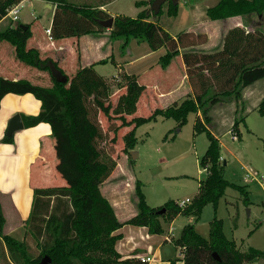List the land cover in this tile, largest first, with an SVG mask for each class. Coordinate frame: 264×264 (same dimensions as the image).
I'll list each match as a JSON object with an SVG mask.
<instances>
[{"label": "trees", "instance_id": "16d2710c", "mask_svg": "<svg viewBox=\"0 0 264 264\" xmlns=\"http://www.w3.org/2000/svg\"><path fill=\"white\" fill-rule=\"evenodd\" d=\"M21 0H0V21L7 10ZM56 4L50 36L53 39L80 37L106 30L97 23L110 15L97 7L75 4L69 0H46ZM137 1V7L151 3ZM203 0H194L196 3ZM168 4V14L176 16L178 3ZM264 0H217L205 10V15L213 21L233 17L261 15ZM149 10H141L131 18L116 15L109 29L110 40L122 39L124 50L131 39L147 43L154 51L165 47L166 52L159 58L162 68L181 53L187 80L192 94L179 104L155 108L148 116H132L136 104L145 87L136 76L122 74L121 94L111 113L121 123L117 128L132 127L122 137L124 148L129 154L135 148V130L142 124L157 117L174 120L181 127L189 113L197 115L193 125L194 134L205 132L208 145L199 160L206 177L199 181L197 193L189 204L179 206V202L168 200L159 207H150L142 192V183L135 180L133 194L137 212L121 223L113 207L101 193L102 183L110 176L116 163L104 159L98 142L105 138L97 119L98 110L109 115L113 83L99 75L92 65L80 67L71 78L49 58L42 59L35 48H27L31 37L29 24L17 22L0 28V41L14 48L15 58L31 67L45 71L51 85L42 87L27 80H10L0 76V103L7 94H31L40 101L41 109L36 115H21L23 127H34L46 123L55 139V154L58 160L56 170L65 180V187L38 188L33 190V202L26 221L27 233L32 237V245L27 240H19L3 233L4 217L0 206V242L4 255L13 264H39L49 257V264H145L131 259L121 260L116 251V242L121 238L116 231L124 224L144 226L150 234L164 232L162 222H171L178 215L191 217L193 222L185 225L173 243L180 249L183 264H248L264 259V251L253 247L240 251L234 240L223 232V224L215 215L218 203L227 188L241 193L243 204H250L248 191L224 178V164L220 155L219 138L209 129L211 107L226 101L242 102V91L247 86L264 78V33L261 29L246 30L242 26L228 28L217 46L204 48L205 41L200 33L181 31L170 35L155 20H150ZM107 104V105H106ZM264 114V98L258 110ZM110 118V117H108ZM244 118L234 121L237 127ZM114 129L113 131H116ZM237 132L236 134H238ZM13 135L2 138V142L12 143ZM130 155V154H129ZM131 157V156H130ZM213 208V218L209 222V238L206 240L195 230L205 206ZM165 209L163 214L157 212ZM218 256V259L214 257ZM170 264H174L173 261Z\"/></svg>", "mask_w": 264, "mask_h": 264}, {"label": "crops", "instance_id": "0c3cea01", "mask_svg": "<svg viewBox=\"0 0 264 264\" xmlns=\"http://www.w3.org/2000/svg\"><path fill=\"white\" fill-rule=\"evenodd\" d=\"M69 1L75 4L92 5L108 13L113 18L116 15H123L111 9V6L117 0ZM137 1L140 0H134V3ZM180 1H183L185 4V0H179L178 4H180ZM24 4L29 5L31 9L30 15L20 16L19 13L17 22L30 25L31 37L27 41V48H35L40 52L42 59L49 58L56 62L68 77L71 78L75 75L80 67L92 65L99 75L113 83L112 88L116 87V92H119L120 96L125 92V87L122 86V74L136 76L138 83L143 85L145 89L136 104L135 113L129 116L127 120H130L133 116H139L138 111L140 106H147V102L150 99H160V108H165L175 102L179 104L187 95L192 94V88L187 80L181 53L174 57L166 68H162L159 58L166 52L165 47L152 51L147 43L131 39L127 47L121 50L120 46L123 40H110L107 31H100L80 37L53 39L46 33V30L51 28L56 4L46 0H21L19 2L20 11H22ZM203 4L204 1L185 5L189 7V12L192 15L200 7H203L205 14L206 8L210 6ZM148 6L136 7L135 5V9H137L135 13L138 14L141 10L147 9ZM40 10L45 15L49 14L46 27L37 24L40 15L38 17L35 15ZM238 20H241V17L228 18L219 22L228 24V28L242 26ZM9 23V19L4 17L0 21V27L3 24L5 26ZM139 46H142L143 50L133 55V48ZM108 65L114 66L116 72L114 70L109 75L105 74L109 70L107 69ZM0 76L10 80H27L42 87H49L51 85L49 75L45 71L38 70L18 61L14 55V48L4 41H0ZM40 109V101L35 99L31 94H7L0 103V206L5 220L3 233L21 241L27 240L29 245H32L33 240L31 235L27 233L26 221L32 209L33 190L38 188L65 187L66 185L64 184L66 182L56 170L58 160L54 148L55 139L48 124L40 123L34 127H23V129L12 134V143L2 142V138L5 136L8 123L14 115L19 114L20 117L21 115H36ZM197 115L200 116V113ZM131 128L124 127L125 130L123 129L122 136ZM134 149L131 151H134ZM122 150L123 153L127 154L124 143ZM203 170L206 173L205 169ZM117 174L118 170H113L110 176L102 183L100 190L113 207L119 222L123 223L134 216L137 209L133 188L130 186V177L126 175L119 176ZM131 175L133 176V174ZM197 186L199 187V184ZM161 205L163 204L156 207ZM244 207L247 206L244 205ZM234 212L235 223L233 228L237 229L236 222L241 216L238 204H235ZM182 216L178 215L168 223L162 222L164 232L160 235L150 234L144 226L124 224L116 231L117 234L121 235V238L115 245L116 251L121 256V260L131 259L140 261L139 257H149L151 261L145 264H170L173 256L164 258V245L178 238L181 229L190 223V221L187 224L183 222L182 226L178 228V235L173 239L176 223ZM197 223L195 224L196 229ZM262 228V226H256L247 233L246 239L251 240V237L260 232ZM232 240L235 241V239ZM243 244L239 245L236 243L240 251H245L249 247L264 251V244L249 243L250 245L248 244L246 249L241 250ZM178 250L180 254V249ZM1 255L3 256V261L7 260L8 264H13L7 255ZM174 264H183V261L181 259L178 263L174 262ZM248 264H264V259H257Z\"/></svg>", "mask_w": 264, "mask_h": 264}, {"label": "rangeland", "instance_id": "374dc122", "mask_svg": "<svg viewBox=\"0 0 264 264\" xmlns=\"http://www.w3.org/2000/svg\"><path fill=\"white\" fill-rule=\"evenodd\" d=\"M143 1L149 3L150 0ZM203 1V5L212 6L217 0ZM190 2H194V0H185L186 5L193 4ZM185 4L180 1L175 17L168 14L167 2L161 6V14L158 17H154L149 5L147 8L150 15L149 19L158 22L170 35L192 30L195 34L200 33V39L205 41L201 44L202 47L217 46L229 25L208 19L204 14L203 7L191 15L189 7ZM111 9L123 14V16L131 18L137 16L134 0H117ZM30 12L29 5L24 4L20 16H28ZM35 16H39L37 24L42 27L47 26L48 13L45 15L40 10ZM192 18L193 20H191ZM238 22L246 30L259 28L264 33V12L261 15L251 14L248 17H241ZM104 31L109 33V29ZM142 50V46L133 48L132 54L135 55ZM107 69L110 71H104L105 74L109 75L114 70L116 72L114 66L108 65ZM115 88H112V95L108 101L111 107L110 116L104 115L100 110H98L97 115L103 135H105V138L103 137L98 142L103 151V158L115 161L114 170H118L117 175L129 176L132 188L136 179L141 181L142 192L150 206L156 207L168 200L180 202L186 198L191 199L197 192L198 182L206 177L199 160L208 145L205 132L194 134L193 125L196 113H189L186 122L181 127H177L174 120L162 117H157L154 121L140 125L135 130L134 151L136 157L132 159L128 153L125 154L122 150L123 136L121 133L124 128L116 129L121 121L111 113L119 97V92H116ZM263 98L264 78L243 89L242 102H221L211 107L209 111L211 119L208 129L219 138L220 155L224 164V178L231 183L244 186L248 191L250 204L244 207L241 193L227 188L215 211L216 217L222 221L225 236L228 239H235L239 245L244 243L241 250L246 249L249 243L264 244V114L258 111ZM160 106V99H150L147 106H140L138 115L148 116L156 107L160 108ZM128 117L126 116V119ZM241 117L244 118V121L240 122L237 127L232 126L234 121ZM114 129L116 131H113ZM237 132L239 135L236 134ZM120 168L121 170H119ZM235 204L239 205L241 215L236 222L237 229L233 228ZM213 215L212 206H205L197 223V229L195 228L197 233L206 240L209 238V222ZM188 221H190L189 224L193 222L188 216L179 218L173 239L178 235V228L182 226L183 222L187 224ZM256 226L263 228L254 234L249 242L246 239L247 233ZM178 249L173 241L165 244L164 258L173 256L172 261L178 263L182 259V254H179ZM1 254L4 253L3 245L0 242V264H8L7 260H2Z\"/></svg>", "mask_w": 264, "mask_h": 264}, {"label": "water", "instance_id": "95a60500", "mask_svg": "<svg viewBox=\"0 0 264 264\" xmlns=\"http://www.w3.org/2000/svg\"><path fill=\"white\" fill-rule=\"evenodd\" d=\"M170 1L173 5H176L178 3L179 0H153L151 3V9L153 12H158L161 8V6L167 2ZM97 23L102 26L105 29H111L113 26V17H109L105 20H97ZM23 129V122L22 119L20 117L19 114L14 115L7 126L6 129V136L9 137L11 136L14 132ZM130 156L132 159H135L136 157V152L135 151H130L129 152ZM165 212V209H161L160 211H158V214H163ZM214 257L216 259H218V256L216 254H214ZM50 259L49 257H44L42 258V260L40 261L39 264H49Z\"/></svg>", "mask_w": 264, "mask_h": 264}, {"label": "built area", "instance_id": "2783aa9c", "mask_svg": "<svg viewBox=\"0 0 264 264\" xmlns=\"http://www.w3.org/2000/svg\"><path fill=\"white\" fill-rule=\"evenodd\" d=\"M19 13H20V8H19V3L16 5H13L7 10L6 18L9 19L10 23L12 25L16 24L18 19H19ZM46 33L50 36V29L46 30ZM51 37V36H50ZM190 199H185L179 202V206H183L185 204H189ZM140 262L142 263H148L151 261V258L149 257H139L138 258Z\"/></svg>", "mask_w": 264, "mask_h": 264}]
</instances>
